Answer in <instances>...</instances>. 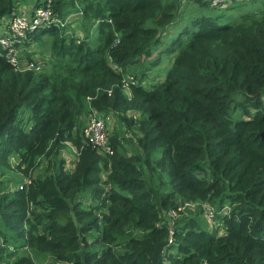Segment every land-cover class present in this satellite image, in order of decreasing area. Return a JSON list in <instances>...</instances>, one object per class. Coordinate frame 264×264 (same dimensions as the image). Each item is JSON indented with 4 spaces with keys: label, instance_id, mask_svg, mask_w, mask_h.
<instances>
[{
    "label": "trees",
    "instance_id": "1",
    "mask_svg": "<svg viewBox=\"0 0 264 264\" xmlns=\"http://www.w3.org/2000/svg\"><path fill=\"white\" fill-rule=\"evenodd\" d=\"M20 1L0 0V20ZM246 1L226 6L239 16L199 13L168 39L180 0L35 1L60 18L81 11L84 34L55 22L31 31L50 49L40 71L0 54V166L55 156L22 187L0 188V264H152L169 229L159 264H264V8ZM163 51V79L144 84ZM91 107L128 131L110 136L112 153L81 131ZM67 139L70 170L56 157ZM186 200L212 204L217 225L199 220L200 204L165 216Z\"/></svg>",
    "mask_w": 264,
    "mask_h": 264
},
{
    "label": "built area",
    "instance_id": "2",
    "mask_svg": "<svg viewBox=\"0 0 264 264\" xmlns=\"http://www.w3.org/2000/svg\"><path fill=\"white\" fill-rule=\"evenodd\" d=\"M50 1V0H49ZM213 7L225 8L229 4L240 0H207ZM81 11L70 12L64 18L58 17L49 6V4L39 5H24L21 2L13 8L9 16L0 20V54H2L10 66L15 71L35 70L40 71L48 64L50 52L45 49H33L28 43L31 41L29 33L39 26L48 25L55 22L60 26H65L68 23L77 24ZM78 35V34H77ZM80 36V35H78ZM42 50L45 52H42ZM132 76L123 79V87L129 94V83L133 80ZM90 98V97H88ZM264 103V93L262 94ZM112 118V113L109 111H100L95 107H91L87 113L85 124L82 129L83 135L93 143L100 152L112 153L113 149L110 145L109 123ZM24 181H28L24 180ZM23 182H20L17 187H22ZM197 201H182L177 206L165 211V216L173 220L186 207L196 206ZM204 216L208 221L214 220V206L206 201L199 202ZM227 205L222 208L223 212L228 211ZM168 242L172 240V229L168 230L165 238ZM28 253L27 245L23 247ZM30 255H32L29 252ZM73 264L71 261H59V264Z\"/></svg>",
    "mask_w": 264,
    "mask_h": 264
},
{
    "label": "rangeland",
    "instance_id": "3",
    "mask_svg": "<svg viewBox=\"0 0 264 264\" xmlns=\"http://www.w3.org/2000/svg\"><path fill=\"white\" fill-rule=\"evenodd\" d=\"M25 2L33 1V0H23ZM22 1V2H23ZM180 8L181 11L179 12L178 20L173 23V25L169 28V30L165 31L164 38H169L173 35V32L176 31V29L183 26L185 23H187L189 20H191L194 16L198 15L199 13L203 12H210L212 14L222 13L223 15L227 16L229 14H233L234 16H239L240 12L237 10H234V7H212V6H205L202 5L201 2L197 0H180ZM21 2V1H20ZM34 2V1H33ZM29 3V4H30ZM36 2H34L35 4ZM36 5V4H35ZM262 8H264V0H247L246 4L242 7V9H256V11H260ZM238 13V14H237ZM5 17V16H4ZM81 24H73L68 23L65 25V30L69 32V34L75 33L76 35L82 36L84 33L81 29ZM80 28L78 29L77 27ZM31 41L28 43L33 49L41 50L42 48L45 49L48 52H50L49 45H41L35 42V39H30ZM43 40H46L43 38ZM48 41V40H46ZM166 41V40H165ZM42 52H44L42 50ZM45 53V52H44ZM171 55L170 53L163 51L160 53V62L148 69H146V72L144 73V78L142 79L144 84L152 83L153 81H158L163 79L165 72L170 66L171 63ZM47 68H49V63L46 65ZM46 68V69H47ZM138 70V69H137ZM140 70V69H139ZM138 70V71H139ZM140 73V71H139ZM128 114H133L131 111H128ZM83 117V126L85 124V120L87 117V114ZM82 126V129H83ZM115 127L118 129H115ZM81 129V131H82ZM128 131L125 129V127L121 124V122L117 119V117L112 113V118L109 123V134L110 136H119L120 138L123 135H127ZM133 133V132H132ZM109 136V137H110ZM129 137V135H127ZM125 147L130 151L131 146L129 143L125 144ZM78 156V149L77 147L72 143L71 140L67 139L62 142V145L60 147V151L56 157L63 158L65 163V168L67 170H70L73 168L75 163V158ZM19 157L18 155H13L10 157L9 162L3 166H0V188L2 189V192L10 190L11 188H15L19 185L20 182L27 180L30 176V173H38L42 172L45 169L47 171L50 170L49 167H47V162L49 161L52 163L55 159V156L51 155L50 157H42L39 164L35 169L27 170L24 169V164L19 163ZM17 185V186H16ZM85 201H88L87 198L84 199ZM198 201H205V200H198ZM199 202L196 203V206L194 207H186L183 211L185 213H191L194 214L199 208ZM182 211V212H183ZM183 212V213H184ZM203 213V212H202ZM180 215V213H179ZM199 217V220L203 221L204 223L207 222V225L209 229H211L214 225H217L216 221H208L206 217L204 218V213L201 215V213L196 214ZM206 219V220H205ZM216 222V223H215ZM40 264V262H38ZM48 264H59V261H48ZM60 264H64L61 262Z\"/></svg>",
    "mask_w": 264,
    "mask_h": 264
},
{
    "label": "water",
    "instance_id": "4",
    "mask_svg": "<svg viewBox=\"0 0 264 264\" xmlns=\"http://www.w3.org/2000/svg\"><path fill=\"white\" fill-rule=\"evenodd\" d=\"M258 95V94H257ZM167 240L164 239L163 241L159 242L157 245H156V248L155 250L153 251V253L151 254V262L152 264H159L158 263V259L160 257V252H161V247H162V244L164 242H166Z\"/></svg>",
    "mask_w": 264,
    "mask_h": 264
},
{
    "label": "crops",
    "instance_id": "5",
    "mask_svg": "<svg viewBox=\"0 0 264 264\" xmlns=\"http://www.w3.org/2000/svg\"><path fill=\"white\" fill-rule=\"evenodd\" d=\"M22 1H23V0H22ZM22 1H21L22 4H24V5L28 4V5L31 6V5H35L34 2H35L36 0H33L34 2L31 1V3H30V1H29L30 4H29L28 2H25V1L22 2Z\"/></svg>",
    "mask_w": 264,
    "mask_h": 264
}]
</instances>
